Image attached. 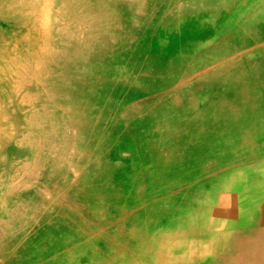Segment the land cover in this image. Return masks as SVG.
Wrapping results in <instances>:
<instances>
[{"label": "bare ground", "instance_id": "6f19581e", "mask_svg": "<svg viewBox=\"0 0 264 264\" xmlns=\"http://www.w3.org/2000/svg\"><path fill=\"white\" fill-rule=\"evenodd\" d=\"M250 3L0 0V225L11 218L13 233L0 226L8 240L0 264H156L162 245L179 259L210 256L232 227L258 217L264 47L221 59L234 35L172 51L168 40L191 12L222 13L205 25L225 26ZM31 66L34 78L47 68L44 86L25 81ZM112 140L122 160L108 166L102 155ZM93 142L91 156L83 146ZM41 165L53 192L39 193L43 181L33 180ZM17 210L27 220H14ZM172 217L178 222L168 227ZM146 231L164 233L156 247L142 243Z\"/></svg>", "mask_w": 264, "mask_h": 264}, {"label": "rangeland", "instance_id": "374dc122", "mask_svg": "<svg viewBox=\"0 0 264 264\" xmlns=\"http://www.w3.org/2000/svg\"><path fill=\"white\" fill-rule=\"evenodd\" d=\"M225 1H228V0H225ZM240 1L244 2V1H247V0H232V2H234V4H236V5H238ZM249 1H251V3H253L255 1V3H258V5H252L250 3V8L245 7V8L242 9V7H241L240 9H238L237 13L233 14V17H232L233 24H229V25H225V26H222V25L218 26L217 25V26H209L208 27V26L205 25V23L208 20H212V18H213V20H215V19L218 20V19L222 18L223 17L222 13L219 14L218 18H217L216 15H212V14H210L208 12H205V11H199L198 14H195V13L191 12L188 15V17L186 18L187 22H186L185 25L180 23L178 26H175L174 30L171 29V32L168 35L169 36L168 40H169V43H170L169 49L171 51L172 50H181L188 43L201 40L202 37H213V36L218 37V36H220V33H223V34L226 33V34H231V36L234 35V36H232V38L228 42H224L223 41V44H225L226 48L232 49V51L226 53L224 56H222L221 59H226V58L229 57V55H232V56L241 55V53L243 54V52L247 51V50H260L262 47H264V44H263L264 43V11H262V10H264V2H263V0H261V1L260 0H249ZM253 8H254V10H253ZM257 10H259V11H257ZM245 25H247V26H245ZM242 26L245 29L244 28L240 29ZM160 28L161 27L159 25H156L154 27L155 32H157V31L159 32ZM249 29L251 31H253V32H251ZM246 31H248V32H246ZM249 31H250V33H249ZM3 34L4 33L0 31V35H3ZM140 34H138V36ZM79 35L81 37V40L83 42H87V44L89 43L91 45V47L95 43V40H93V38H91V36H89V33L87 31H85L83 33H82V31H80ZM160 35H161V33H160ZM138 36H136L135 42H139V43L143 42V37H138ZM231 44H233V45H231ZM234 45L236 46V48H235ZM232 46H233L234 49L232 48ZM92 48L89 49V51L91 53L97 52V49L94 51V49H92ZM141 48L144 49V52L151 51L150 45H147V44L145 46L141 47ZM133 51H135V50L133 49ZM28 69H29V67H28ZM33 69L34 68L31 66V69H29L28 72L25 71V74H24L25 81L27 83H30L29 84L30 86H32V85H35V86H38V87L44 86V79H45V74L44 73H47V72H44V70H47V68H44L43 71L40 69L41 73L36 78L33 77ZM33 81L35 82L34 84L32 83ZM151 89L152 88H149V90H150L149 92H152ZM30 90H31L30 88H27L25 90L23 89L22 92H30ZM122 98H124V96H121V98L117 97V103H118L117 107L122 105V104H124ZM127 98H128V99H126L127 101H129V100L132 101V97H127ZM256 99L257 98L255 97L254 103H256ZM259 99L264 101V97H259ZM48 110L50 111V109H48ZM41 111H42V109L38 108L36 113L38 115H40ZM118 115H120V114H118ZM70 129L72 130V131H69L70 134H71V132H74V130H73L74 128L72 129L70 127ZM107 139L109 140V138H107ZM105 141L106 140H103L102 143L106 144L107 142H105ZM110 142H111V144H109L107 146V149L105 150V152L102 155L103 159H105L106 162H108V166H112L111 163L114 162V160H116V159L120 160L121 159L120 156H118L116 154V152H115L116 151V149L114 148V146L116 144L115 140H112ZM96 143L97 142H93L92 144H90L89 147L87 146V144H85L83 146V148L85 150H87V152L89 154H91V156H94L96 154V152H97ZM72 145H73V143L70 144V148L68 147L69 148V152L67 154H70L73 151H75V149L73 148ZM97 145H99V144H97ZM41 146H42V144H41ZM39 147H40V145H39ZM121 147L123 149L125 148L126 150H128V147H127L126 144H122L121 143L120 148ZM65 150L62 153L63 156H64ZM259 152L262 153V151H258L257 152V150H254L253 153H259ZM124 157H127V159H129V161L132 160V158H131L132 156H124ZM118 158H120V159H118ZM125 164H127V162H125ZM44 167H45V169L43 171ZM46 167H47V165L46 166L41 165L40 169H39V172H38L39 174L38 173L34 174L33 176L35 178L34 179L32 178L34 181H35V179L37 180V178L38 179H42V181H43L41 183V185H39V184L37 185L39 193H49L50 191L53 192V189H52V187H53V182L52 181L53 180L51 179V177H49L47 175L48 170L46 169ZM121 167L122 166H120V168ZM16 179L17 178H14V180H16ZM25 179H27V178H25ZM17 181H16V183H17ZM172 191H174V190H172ZM155 195H157V194H155ZM71 200H72V198L71 199L64 198L63 202L64 203H67V202L69 203ZM38 202H41V204L38 207L37 211H41V209H42L41 205H44L45 203L42 200H38ZM25 204H26V202L18 203L17 204V209L18 210L22 209ZM26 209H28V208H26ZM18 210L16 211V213L18 215L16 214V219H14V220H22V218H23V212H21L22 214H19ZM142 213H144V212H140L138 215L140 216V214H142ZM112 214L114 215V213H112ZM34 217L35 216H30L29 215L28 218L30 220V219H32ZM24 220H27V218L25 216H24L22 221H24ZM11 221H12L11 218L2 219L1 225H0L1 227H4L5 231L9 230L8 231V235L9 236H13V233L11 232L12 229L8 228V224ZM167 221H168L167 222V226L168 225L171 226L172 224L175 225L178 222V219H177V222H176L175 217H172V218H170ZM136 226H137V224H136ZM163 234L164 233H161V236L159 234L157 236V238H156V237H153V235L147 233V231H146L145 239L142 240V243L146 244L147 247L148 246L156 247L157 243H158L157 239L158 238H159V240L163 239ZM6 242H8V240L7 239H2V236L0 235V245L4 246V244ZM231 252L236 254L237 250L233 249V251H231ZM231 252H228V256H223V255L221 256L220 255V250L217 249L215 251V255L212 254L213 253V251H212L211 254H209L210 256H208V255H203L205 252L203 253L202 250H200L199 253L198 252H193V251H187L184 254V257L182 258L181 255H180V259H179V258H177L176 255L170 253V250L167 247H164L162 245V246L159 247V251L155 255V257L157 258L158 261L154 262V263H156V264H166V263L167 264H264V256L256 254L257 252H254L253 250L247 252L248 257H241V258H239V257H237L235 255H231L230 254ZM153 253L154 252H152V254ZM182 262H185V263H182ZM200 262H202V263H200Z\"/></svg>", "mask_w": 264, "mask_h": 264}, {"label": "crops", "instance_id": "0c3cea01", "mask_svg": "<svg viewBox=\"0 0 264 264\" xmlns=\"http://www.w3.org/2000/svg\"><path fill=\"white\" fill-rule=\"evenodd\" d=\"M258 212L260 214L254 221L236 225L231 228L235 230L230 229L228 235H224L223 247L219 249L221 256H228V252L233 249H236L237 253L230 254L239 258L248 257L247 252L252 250L264 256V204L258 208Z\"/></svg>", "mask_w": 264, "mask_h": 264}]
</instances>
